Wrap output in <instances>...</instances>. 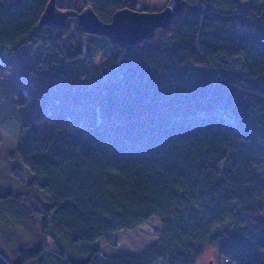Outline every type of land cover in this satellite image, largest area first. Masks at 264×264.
Wrapping results in <instances>:
<instances>
[{
    "label": "trees",
    "instance_id": "obj_1",
    "mask_svg": "<svg viewBox=\"0 0 264 264\" xmlns=\"http://www.w3.org/2000/svg\"><path fill=\"white\" fill-rule=\"evenodd\" d=\"M48 1L0 0V53L40 44L73 57L86 42L122 75L90 79L75 96L105 119L84 125L40 110L23 125L19 158L50 203L0 194L18 205L0 218V264H196L208 245L234 264H264V0H187L169 26L135 44L85 40L74 27L68 49L77 17L63 29L41 26ZM78 2L104 21L137 8ZM16 93L29 99L20 85ZM152 216L161 234L140 254L108 256L95 244L118 246L115 231Z\"/></svg>",
    "mask_w": 264,
    "mask_h": 264
},
{
    "label": "rangeland",
    "instance_id": "obj_2",
    "mask_svg": "<svg viewBox=\"0 0 264 264\" xmlns=\"http://www.w3.org/2000/svg\"><path fill=\"white\" fill-rule=\"evenodd\" d=\"M230 5L234 0H221ZM137 8L160 10L168 0H135ZM59 5H70L68 9H82L78 0H57ZM75 8V10H76ZM71 31L64 41L68 49L76 38L73 32L77 25L69 21ZM59 29V28H58ZM85 40L94 39L90 33ZM84 54L67 57L57 56L43 49L40 44L25 45L22 50L0 53V194L23 196L35 195L50 203L49 194L35 181V172L29 169L19 158L17 148L21 139L23 125L30 123L40 110L61 111L70 113L71 118L84 125L105 119L104 112L93 111L81 105V98H76L84 90L90 79L103 81L116 80L122 72L103 66L101 51L90 48L84 42ZM29 95V99L20 102L16 86ZM18 198V197H16ZM13 204V205H12ZM17 204L11 197L0 199V218L11 217V210ZM12 214V215H11ZM162 225L157 216H152L135 229H121L113 233L119 245L112 246L98 239L102 252L108 256L120 253L140 254L153 244L161 234ZM156 264H167L160 259ZM196 264H234L218 255L216 249L208 245L198 257Z\"/></svg>",
    "mask_w": 264,
    "mask_h": 264
},
{
    "label": "water",
    "instance_id": "obj_3",
    "mask_svg": "<svg viewBox=\"0 0 264 264\" xmlns=\"http://www.w3.org/2000/svg\"><path fill=\"white\" fill-rule=\"evenodd\" d=\"M21 1V0H17ZM189 5L187 0H168L160 10L135 9L124 6L117 9L110 21L102 20L91 5L81 10L62 9L57 0H49L40 25L63 29L69 16L77 17V29L103 35L114 42L135 44L154 35L159 27L169 26L173 19Z\"/></svg>",
    "mask_w": 264,
    "mask_h": 264
}]
</instances>
